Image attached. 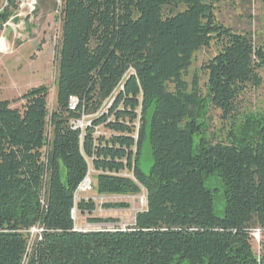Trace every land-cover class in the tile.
I'll return each mask as SVG.
<instances>
[{
    "label": "trees",
    "instance_id": "trees-1",
    "mask_svg": "<svg viewBox=\"0 0 264 264\" xmlns=\"http://www.w3.org/2000/svg\"><path fill=\"white\" fill-rule=\"evenodd\" d=\"M220 1H62L56 109L49 110L45 85L21 96L20 107L0 100V264H264V122L254 140L209 142L199 80L191 87L185 80L195 55L217 45L202 70L209 100L225 118L248 88L262 86L264 50L217 21ZM18 3L7 0L1 24ZM86 116L92 120L77 129ZM101 126L108 138L97 135ZM147 141L148 173L140 165ZM90 168L99 195L146 192L132 227H76L75 210L97 211L91 199L76 202ZM213 176L225 189L223 217L208 187ZM35 226L41 233L29 253Z\"/></svg>",
    "mask_w": 264,
    "mask_h": 264
},
{
    "label": "rangeland",
    "instance_id": "rangeland-1",
    "mask_svg": "<svg viewBox=\"0 0 264 264\" xmlns=\"http://www.w3.org/2000/svg\"><path fill=\"white\" fill-rule=\"evenodd\" d=\"M63 0H19L18 10L6 23H0V100L20 107L18 99L29 90L45 85L50 90L49 110L56 109V54L62 24L60 11ZM29 5H33L30 8ZM7 7V0H0V16ZM217 21L236 33L250 36L256 47L264 50V0H221L216 4ZM217 45L199 51L193 61L185 80L191 87L195 77L199 80V98L201 110L199 119L202 136L209 142L241 144L258 137V126L264 122V69L260 71L263 80L260 88H248L236 103L232 117H227L216 109L208 97V75L202 66L213 59L219 52ZM108 103L105 104V110ZM106 112V111H105ZM140 112V111H139ZM140 114V113H139ZM92 117H84L81 123L87 124ZM139 122L136 129H139ZM50 133V128L48 129ZM98 136L108 138L110 132L104 127L97 129ZM137 137V135H135ZM200 139H197V143ZM153 164L151 147L148 141L144 144L140 165L148 173ZM124 175L130 176V173ZM96 173L90 168L88 179L92 181V191L80 193L76 202L81 199L93 200L97 211L91 216L80 215L76 210L73 218L79 230L102 231L128 229L133 226L136 215L146 209V192L143 190L136 196L99 195L96 190ZM208 187L215 195V214L223 217L225 212V189L217 176L211 177ZM42 194H45V189ZM44 202V198L42 199ZM126 203L128 209H108L109 204ZM89 218L109 220L102 224H91ZM41 229L38 226L28 231L29 253L36 243ZM254 248L259 255L260 233L253 232Z\"/></svg>",
    "mask_w": 264,
    "mask_h": 264
},
{
    "label": "built area",
    "instance_id": "built-area-1",
    "mask_svg": "<svg viewBox=\"0 0 264 264\" xmlns=\"http://www.w3.org/2000/svg\"><path fill=\"white\" fill-rule=\"evenodd\" d=\"M28 6L30 8L33 7L32 4L31 5L28 4ZM1 42H0V45H1ZM76 105H77V100L75 98H71V100H70V109L71 110H74L76 108ZM82 120L79 121V122H77V124H76L77 129H83V128H85V126H86L85 124H83V127L81 126ZM88 191H92V181L87 178L84 181V183L80 186V188L78 189V194L85 193V192H88Z\"/></svg>",
    "mask_w": 264,
    "mask_h": 264
},
{
    "label": "bare ground",
    "instance_id": "bare-ground-1",
    "mask_svg": "<svg viewBox=\"0 0 264 264\" xmlns=\"http://www.w3.org/2000/svg\"><path fill=\"white\" fill-rule=\"evenodd\" d=\"M2 44H3V49H4V46L6 45L3 41H2Z\"/></svg>",
    "mask_w": 264,
    "mask_h": 264
}]
</instances>
